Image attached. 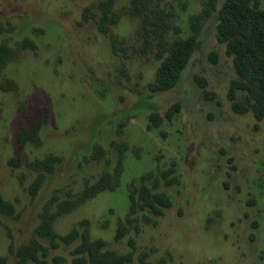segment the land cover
<instances>
[{"label": "rangeland", "instance_id": "obj_1", "mask_svg": "<svg viewBox=\"0 0 264 264\" xmlns=\"http://www.w3.org/2000/svg\"><path fill=\"white\" fill-rule=\"evenodd\" d=\"M99 1L0 0V44L18 51L0 81V195L14 208L12 215L0 213V264H15L17 249L31 240L47 246L35 234L45 203L53 194L70 198L111 171L122 144L118 187L60 217L56 233L86 229L108 250L131 254L126 264H138L143 253L152 264H264V120L232 109L228 94L238 76L216 39L224 0L200 20L194 53L177 85L165 92L148 89L160 60L136 37L139 21L126 12L130 0H116L119 20L107 34L97 28ZM207 1H160L172 24L169 42L193 35L192 19ZM111 38L122 52L113 53ZM24 41L32 47L20 50ZM5 80L15 88L2 89ZM237 100L245 103L243 92ZM175 104L178 112L169 120L165 113ZM152 114L161 118L159 127H151ZM36 122L40 144L21 145L19 132ZM95 146L105 158L90 162ZM49 155L59 162L33 197L32 164ZM169 169L173 181L167 186L160 180L158 190L171 207L162 216L149 214L152 223L139 232L130 227L116 241L131 188L152 186ZM75 245L50 248L46 260L61 256L71 264Z\"/></svg>", "mask_w": 264, "mask_h": 264}, {"label": "trees", "instance_id": "obj_2", "mask_svg": "<svg viewBox=\"0 0 264 264\" xmlns=\"http://www.w3.org/2000/svg\"><path fill=\"white\" fill-rule=\"evenodd\" d=\"M161 0H130L126 8L127 14L139 21L136 37L143 41L144 52L155 50L156 58L160 60L156 69L155 79L148 85L151 92H165L174 88L187 67L195 50L196 39L200 35L202 23L211 16L216 9L217 0H208L205 9L199 16L192 19L193 35L186 39H177L169 42L167 34L172 29L169 14L161 8ZM116 0H100L97 3L99 17L97 28L100 33L107 34L110 26L115 25L118 14L113 11ZM87 19V16L84 15ZM216 39L225 46V53L232 59V64L238 78L231 83L229 99L232 109L237 113L251 112L257 121L264 120V11L260 9V0H224L217 13ZM113 53L122 52L123 45L115 38L110 40ZM32 47L28 41L20 45L21 49ZM124 49V48H123ZM18 56V51L7 44H0V81L4 69ZM4 90L14 89L10 80L1 83ZM243 92L245 103L237 100V93ZM178 105H172L165 113L167 119L178 112ZM151 127H159L161 118L152 114L149 118ZM41 123L36 122L31 128H22L19 132L21 145L30 143L40 144ZM124 144L117 147L118 154L115 166L111 171L102 173L94 182L86 183L83 189L70 198H61L57 194L45 203L40 213V220L35 229L38 238L47 239L48 245L39 240L21 246L15 253V264H63L65 259L61 256L52 258L51 263L46 260L50 248H58L61 244L76 245L70 251L73 256L71 264H126L131 262V254H117L108 250L106 242L91 240L86 229L73 228L66 235L55 232L56 221L73 212L90 198L104 191H114L119 185L121 168L124 158ZM105 150L95 146L87 158L88 161L98 162L105 158ZM59 158L49 155L44 160L35 161L32 167L37 176L29 186V193L34 197L38 194L45 175L53 172ZM173 169L163 171L159 179H155L152 186L140 183L133 186L129 193L130 207L127 215L118 227L115 240H121L134 226L139 232L143 224H150L153 216H162L171 207V199L164 191L158 190L160 180L170 184ZM144 177L141 181L149 180ZM0 213L12 215L14 208L0 195ZM138 264H152L147 260V254H140ZM155 264H162L161 262Z\"/></svg>", "mask_w": 264, "mask_h": 264}]
</instances>
